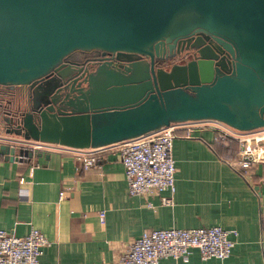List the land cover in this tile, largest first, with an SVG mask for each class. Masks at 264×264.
<instances>
[{"label":"water","instance_id":"water-1","mask_svg":"<svg viewBox=\"0 0 264 264\" xmlns=\"http://www.w3.org/2000/svg\"><path fill=\"white\" fill-rule=\"evenodd\" d=\"M193 33L198 59L157 64L165 44ZM76 50L126 63L104 61L82 85L62 63ZM0 87L14 89L0 104L1 132L77 148L189 120L261 128L264 0H0ZM25 149L0 143L10 160Z\"/></svg>","mask_w":264,"mask_h":264},{"label":"crops","instance_id":"crops-1","mask_svg":"<svg viewBox=\"0 0 264 264\" xmlns=\"http://www.w3.org/2000/svg\"><path fill=\"white\" fill-rule=\"evenodd\" d=\"M238 153V142L217 141L215 129L180 131L173 146V204L162 203L168 192L129 195L118 152L88 170L64 152L35 151L14 160L0 153V228L16 235L43 232L51 241L43 264H121L119 255L145 230L220 225L237 231L231 255L204 260L194 248L181 264H264V159L243 173Z\"/></svg>","mask_w":264,"mask_h":264},{"label":"built area","instance_id":"built-area-1","mask_svg":"<svg viewBox=\"0 0 264 264\" xmlns=\"http://www.w3.org/2000/svg\"><path fill=\"white\" fill-rule=\"evenodd\" d=\"M212 128L217 131V141L232 139L239 144L237 165L243 173L264 159V127L239 130L214 120H189L172 122L158 131L138 138L112 143L98 148H77L52 142L26 139L22 136L0 132V143L41 152H64L77 160V168L88 170L101 167L109 152H118L124 165L129 195L145 197L162 195L163 204H173L176 191V164L173 156L174 139L180 131L191 135L196 129ZM60 193V198H63ZM105 210L100 212L102 223ZM237 231L220 225L191 228L168 227L145 230L119 255L121 264H160L163 258H173L181 264L197 248L207 260L228 258L235 246ZM50 239L39 229L33 228L26 235H16L0 228V264H43L40 261Z\"/></svg>","mask_w":264,"mask_h":264},{"label":"flooded vegetation","instance_id":"flooded-vegetation-1","mask_svg":"<svg viewBox=\"0 0 264 264\" xmlns=\"http://www.w3.org/2000/svg\"><path fill=\"white\" fill-rule=\"evenodd\" d=\"M198 37V38H197ZM200 40L197 33L189 34L187 36L179 37L174 43L165 44V58L161 61H158L157 64L164 66L166 69L174 63H184L189 60H195L199 58L197 50L192 48L193 43ZM212 44L217 48L215 42ZM219 51V50H218ZM219 57L225 58L230 61L231 54L228 51H219ZM171 56L169 59L168 56ZM137 59L144 58L143 56H135ZM104 61H112L114 64H125L126 62L121 60L112 52H104L99 50L92 51H82L76 50L70 53L66 58L63 59L62 63L64 66L73 67L76 70L77 77H80L82 73L87 75L88 73L94 71L98 65ZM54 73H50L49 76H53ZM84 77H80L79 81H82ZM82 85L85 84L84 81L81 82ZM7 88L0 87V104H5L7 96H2L7 93ZM14 89H8L9 92H12ZM3 108V107H1Z\"/></svg>","mask_w":264,"mask_h":264},{"label":"rangeland","instance_id":"rangeland-1","mask_svg":"<svg viewBox=\"0 0 264 264\" xmlns=\"http://www.w3.org/2000/svg\"><path fill=\"white\" fill-rule=\"evenodd\" d=\"M6 91H8V89H6ZM12 94H14V93H11L10 95H8V97H7L6 101H5L6 104H8L7 101L12 98V96H13Z\"/></svg>","mask_w":264,"mask_h":264},{"label":"trees","instance_id":"trees-1","mask_svg":"<svg viewBox=\"0 0 264 264\" xmlns=\"http://www.w3.org/2000/svg\"><path fill=\"white\" fill-rule=\"evenodd\" d=\"M7 94L5 93V94H3L2 96H6ZM232 141H235V140H232ZM237 142V141H236Z\"/></svg>","mask_w":264,"mask_h":264}]
</instances>
